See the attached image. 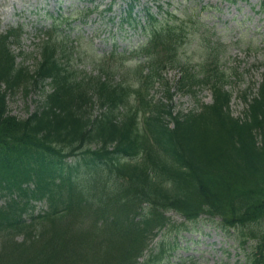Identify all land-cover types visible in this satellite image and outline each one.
I'll return each mask as SVG.
<instances>
[{"label":"trees","instance_id":"trees-1","mask_svg":"<svg viewBox=\"0 0 264 264\" xmlns=\"http://www.w3.org/2000/svg\"><path fill=\"white\" fill-rule=\"evenodd\" d=\"M128 1L123 21L132 25L137 0ZM146 14L148 72L137 67L134 81L119 83L104 59L98 75L68 70L49 33L31 72L12 49L22 27L0 33V264H152L157 254L140 259L172 226L169 211L220 218L242 244L257 241L252 264H264V74L236 117L218 45L187 20L192 12ZM188 47L200 51L197 64ZM167 67L181 69L180 92L195 98L208 88L213 103L176 113L155 102L156 84L172 100ZM46 79L53 89L41 108L12 116L8 92Z\"/></svg>","mask_w":264,"mask_h":264},{"label":"rangeland","instance_id":"rangeland-1","mask_svg":"<svg viewBox=\"0 0 264 264\" xmlns=\"http://www.w3.org/2000/svg\"><path fill=\"white\" fill-rule=\"evenodd\" d=\"M136 3L134 13L139 24L127 26L122 23L128 10L125 0H0V33H6L11 27H22L24 33L12 49L17 54V63L27 66L31 72L38 66L42 45L51 31L61 46L60 63L78 75H98L101 60L117 50L116 59L111 63V59L106 58L105 63L110 68L115 66L113 72H118L115 82L119 83L126 78L134 81L137 66L147 63L141 58L134 62L136 60L130 57L131 50L135 51L134 47L148 38L144 30L146 8L159 14V18L168 11L180 16L184 9L190 10L192 14L187 20L195 25L202 38L221 45L219 64L227 72L226 89L232 93L231 112L236 117H244L248 108L244 96L249 100L256 96L263 80L264 0H137ZM206 6L210 8H203ZM183 53L191 61L189 64H197L200 60L198 49L188 47ZM117 58H128V61L121 65ZM181 73V69H166L164 77L170 83L173 97L170 101L164 87L157 86L152 91L155 102L173 106L176 113L212 103V93L208 89H198L195 98L180 92L177 84ZM50 82V79L40 81L28 91L24 85L15 92L9 91L11 115L25 119L41 108L45 95L53 89ZM94 107V113L99 114L101 108ZM43 206L38 203L35 212ZM168 216L178 230L166 228L155 239L152 249L159 258L154 264H179L182 260L197 264H252L257 241L250 239L242 244L239 231L226 232L219 225V218L202 215L204 217L198 222L188 223L176 212L171 211ZM184 223L186 228L180 226ZM247 232L245 230V234Z\"/></svg>","mask_w":264,"mask_h":264}]
</instances>
